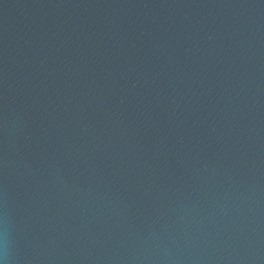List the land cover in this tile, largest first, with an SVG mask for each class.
I'll use <instances>...</instances> for the list:
<instances>
[{"label": "water", "instance_id": "obj_1", "mask_svg": "<svg viewBox=\"0 0 264 264\" xmlns=\"http://www.w3.org/2000/svg\"><path fill=\"white\" fill-rule=\"evenodd\" d=\"M0 264H264V0H0Z\"/></svg>", "mask_w": 264, "mask_h": 264}]
</instances>
